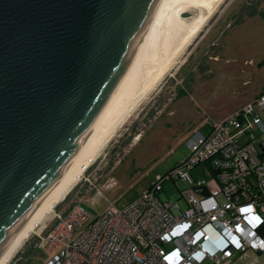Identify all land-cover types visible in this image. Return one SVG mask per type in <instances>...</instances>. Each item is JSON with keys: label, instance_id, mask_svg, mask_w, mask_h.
<instances>
[{"label": "water", "instance_id": "95a60500", "mask_svg": "<svg viewBox=\"0 0 264 264\" xmlns=\"http://www.w3.org/2000/svg\"><path fill=\"white\" fill-rule=\"evenodd\" d=\"M156 1L0 0V249L92 137Z\"/></svg>", "mask_w": 264, "mask_h": 264}, {"label": "built area", "instance_id": "2783aa9c", "mask_svg": "<svg viewBox=\"0 0 264 264\" xmlns=\"http://www.w3.org/2000/svg\"><path fill=\"white\" fill-rule=\"evenodd\" d=\"M188 144L190 154L131 202H111L97 216L78 203L56 213L39 245L54 254L43 264H233L247 251L264 257V90ZM200 165L209 179L192 177ZM165 181L176 196L160 197Z\"/></svg>", "mask_w": 264, "mask_h": 264}, {"label": "rangeland", "instance_id": "374dc122", "mask_svg": "<svg viewBox=\"0 0 264 264\" xmlns=\"http://www.w3.org/2000/svg\"><path fill=\"white\" fill-rule=\"evenodd\" d=\"M253 10L256 14L249 16ZM261 14L264 0H224L102 148L79 185L55 205L7 264H43L54 254L39 245L55 223L56 213L78 203L97 216L111 202L116 206L131 202L157 175L190 154L189 138L207 133L214 122L260 93L264 87ZM203 59L209 66L204 74L199 70ZM192 177L206 180L209 172L200 165ZM178 186L183 189L185 184L178 181ZM162 187L166 194L161 198L178 193L171 181ZM250 253L237 254L233 264H248ZM253 255V264H264L263 256Z\"/></svg>", "mask_w": 264, "mask_h": 264}, {"label": "bare ground", "instance_id": "6f19581e", "mask_svg": "<svg viewBox=\"0 0 264 264\" xmlns=\"http://www.w3.org/2000/svg\"><path fill=\"white\" fill-rule=\"evenodd\" d=\"M223 1H156L151 18L137 42L129 64L116 84L110 103L92 137L78 157L10 233L0 249V264H7L10 261L22 243L53 211L55 205L74 189L99 156L102 148L131 116L139 102L168 72L177 56L193 40Z\"/></svg>", "mask_w": 264, "mask_h": 264}, {"label": "flooded vegetation", "instance_id": "af4514ba", "mask_svg": "<svg viewBox=\"0 0 264 264\" xmlns=\"http://www.w3.org/2000/svg\"><path fill=\"white\" fill-rule=\"evenodd\" d=\"M261 16L263 17V19H264V14H261ZM214 44V43H213ZM217 45L219 46L218 48H217V50L219 51L220 50V48H221V45H220V43L218 42L217 43ZM215 50V49H214ZM264 61V58H263V60L261 61L262 62V64L264 63L263 62ZM261 64V65H262ZM207 67V68H206ZM208 63H207V61L205 60V59H203V61L201 62V67H200V72L202 73V74H204V73H207V72H209V70H208Z\"/></svg>", "mask_w": 264, "mask_h": 264}, {"label": "trees", "instance_id": "16d2710c", "mask_svg": "<svg viewBox=\"0 0 264 264\" xmlns=\"http://www.w3.org/2000/svg\"><path fill=\"white\" fill-rule=\"evenodd\" d=\"M248 14H249V16H251V15H255L256 14V10H253V11H250V12H248ZM247 14V15H248ZM262 90H264V87H263V89ZM28 260H29V258H25V261L28 263Z\"/></svg>", "mask_w": 264, "mask_h": 264}, {"label": "crops", "instance_id": "0c3cea01", "mask_svg": "<svg viewBox=\"0 0 264 264\" xmlns=\"http://www.w3.org/2000/svg\"><path fill=\"white\" fill-rule=\"evenodd\" d=\"M251 254V253H250ZM253 257L251 259L248 260V264H253V261L255 259V255L251 254ZM248 257V256H247ZM236 260V259H235ZM245 262H247V259L245 260ZM263 264V263H262Z\"/></svg>", "mask_w": 264, "mask_h": 264}]
</instances>
